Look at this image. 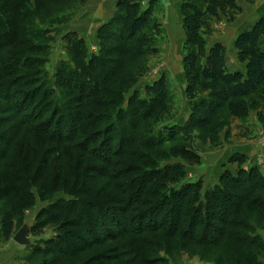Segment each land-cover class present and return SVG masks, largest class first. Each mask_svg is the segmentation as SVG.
<instances>
[{
    "label": "trees",
    "instance_id": "1",
    "mask_svg": "<svg viewBox=\"0 0 264 264\" xmlns=\"http://www.w3.org/2000/svg\"><path fill=\"white\" fill-rule=\"evenodd\" d=\"M43 1L45 0H35L31 7L29 0H0V49L9 47L5 51L8 56L0 54V64L5 59V70L12 75L16 74V80L9 81L12 86L17 83L26 89L20 91V95L15 99L16 102L23 101V109L17 112V115L27 112L30 106L36 107L30 108L31 111L24 115L26 117L20 119V126H24L26 129L23 131L29 135V138L23 140V144L28 143L29 147H33L32 155L27 159L24 157L23 162L37 160L34 152L40 150L36 142L41 145L48 140L72 143L79 134L86 137L74 144L75 149L80 148L107 165H120L117 159L112 163V158L131 153L133 146L157 154L159 152L156 149L171 141L175 142L173 152L189 159H197L191 149L194 131L206 127L214 115L225 106H229L233 113L244 116L248 107L246 99L256 96L259 102H264V13L251 27L236 36L234 47L238 61L245 63V70L231 71L225 63L226 48L223 43L217 41L208 46L206 35L210 31L211 19L226 14L233 19L234 15L241 12L238 0H181L184 34L182 48L185 51L182 65L186 80L184 95L190 103L188 117L182 124L161 125L176 114L173 105L168 103L171 96L167 94V81L161 76L145 87V93L150 98L131 96L128 104L119 108L118 117L121 121H126L134 134H125L123 128L120 129V125L114 120L86 135L77 126L83 119L82 115L72 116L64 112L61 114L59 92L56 90L61 81L55 77L51 82L45 72L33 68L35 63L43 62L35 53L47 49V40L50 38L46 36L49 29L39 28L29 21L28 13L33 11V8L38 9ZM115 5V14L97 30L98 50L87 60L84 53L86 45L82 37L75 31L62 37L69 47V52L80 59L78 64L69 65L70 72L65 76V82L71 89L78 91L81 99L98 96L109 86L114 65L108 58L112 55L107 52V48L112 47L115 40H125L121 50L131 59L141 61L136 68L138 76L143 75L147 69L144 59L159 52L155 40L145 32L152 20V5L144 11L139 10L136 0H117ZM111 103L112 101L106 100L105 104ZM49 106L53 108L46 114ZM105 117H95L87 126L101 123ZM257 118L264 128V111H260ZM141 119H149L145 129L139 127ZM220 126L221 124H218L211 130L212 139L217 137ZM115 138L118 140L116 145L113 143ZM0 139L7 141L5 136ZM23 148L15 149L14 155L8 156L3 165L5 197L17 198L21 194L17 184L30 182L29 167H19L17 162V159H20L18 154ZM4 152L5 148H0V161L5 155ZM140 158L142 161L139 165L124 161V169L110 173L113 181L121 179L122 182L117 185L109 184L107 188L111 189L112 185L114 192L111 191L105 196L103 194L101 198L83 199L82 195L91 190H77L76 186L79 181L81 185L85 176L80 172L75 173L74 178L78 183L70 187L69 195L72 198L59 199L41 213L47 215L52 222L64 214L66 217L74 216L75 219L67 218L61 222L54 237L45 242L48 246L43 252L50 251L60 258L74 259L92 247L90 242H94L96 234L99 239L107 242L126 235L137 239L143 233L156 232H163L167 236L180 232L185 239L195 241L199 245H216L223 236L241 246L263 245L262 242L256 243V236L232 234L216 225H228L229 218L233 214H240L245 203L264 214V173L257 167H240L235 174L226 170L214 188L200 193L199 182L184 181L186 172L181 163L170 162L161 165L155 159H142V156ZM243 160L244 156L238 153L231 154L229 158V162ZM58 172L64 174L66 181L72 180L66 172ZM98 172V175H103L100 170ZM34 176L33 172L31 182L37 181ZM57 176L58 179L61 178L60 175ZM49 181L46 177L44 186ZM40 189L42 190V186ZM52 209L57 212V216L50 213ZM240 217L241 220L232 224L233 228L248 230L246 219L242 215ZM213 221L215 223H212ZM15 226L11 210H5L0 218V239H9ZM66 226L71 227L70 230L68 228L61 232ZM201 226L197 232V228ZM49 244H52L53 248ZM135 246L132 247L133 251ZM138 252L136 249L135 254H139ZM97 256L99 257L95 259L96 263L93 259L92 263L104 264L112 260H116L112 264L141 263L138 262L137 255V258H132L134 260L127 261L119 260L121 256L116 255L111 258L110 254L106 256L104 253Z\"/></svg>",
    "mask_w": 264,
    "mask_h": 264
},
{
    "label": "rangeland",
    "instance_id": "2",
    "mask_svg": "<svg viewBox=\"0 0 264 264\" xmlns=\"http://www.w3.org/2000/svg\"><path fill=\"white\" fill-rule=\"evenodd\" d=\"M91 1L45 0L38 9L35 10L33 8V11L28 13L29 21L35 23L39 28L44 27L49 29L46 33V36L50 38L47 40L48 48L44 49L43 52L35 53L43 62L35 63L33 68L41 69L45 72L51 82L55 80V77L62 82L59 83V86H56V90L59 92L58 97L60 99L59 106L61 114L68 113L72 116L82 115L83 119L77 123V126L86 135H90L96 128L107 126L110 121L114 120L120 125V129L123 128L125 134H134L126 121H121L118 117L119 108L125 107L131 99V96H135L136 98L137 96L140 98H150L145 93V87L151 85L155 80L163 76L167 81V94L171 96L168 103L170 106L171 104L173 105L172 108L176 111V114L174 113L175 115L173 117L161 125L168 123L182 124L190 113V103L186 95H184L186 84L184 71L183 67L179 69L176 65V59L166 55V53H178V56L181 58L185 52L182 48L184 34L181 18V0H136L137 4H139L140 11L149 9L150 4L152 5L150 17L152 20L145 32L155 40L159 52L156 55H151L144 59L143 62H145L147 69L143 75L138 76L136 74V68L141 61L131 59L121 50L125 40H115L112 44L113 46L107 48V52H110L112 55L108 58L114 65V73L109 80V86L98 96L81 99L78 91L71 89L69 84L65 82V76H68L70 72L69 65L73 66L74 64H78L80 59L78 56H74L73 53L69 52V47H67L62 37L66 33L73 31L79 36V33L73 28L78 27L77 23L79 20L82 21L81 17L86 12L87 7H90L88 5ZM29 2L31 7L35 4V0H29ZM115 11L112 16L115 14ZM236 15H234L233 19H230L229 14L221 15L220 18L211 19L210 31L206 35L208 46L218 41L223 43L226 48V53L227 49H235V33L228 31L227 28L235 22ZM97 30L94 36H89L87 39L79 36L85 41L86 48L84 53L86 54V60L98 50L99 41L98 37H96ZM8 49L9 47L0 49V54L5 57L8 56L5 53ZM169 66L172 68V72L168 69ZM4 67L5 59L0 64V138L1 136L7 138V141L0 139V148H5V157L3 156L2 161H0V218L5 210H11L14 217V224L16 225L13 235L24 225L29 228L27 232L29 243L26 245L17 244L12 239L13 235L9 239L4 238L9 244L20 245L25 264H90L92 259L95 260L99 257L97 255H101L102 253L106 256L110 254V258L113 255L121 256L119 259L121 261H127L128 259L134 260L138 257V262H141L138 264H264V214L249 203L242 205L240 214H233L229 218L228 225H221L220 223L216 225L221 226L223 230L225 229L232 234L242 233L243 235L256 236V243L262 242V246H241L237 242L227 239L226 236H223L216 245H199L195 241L185 239L180 232L172 236H167L163 232H156L155 234L143 233L137 239L132 235H126L117 240L107 242L99 239L98 234H96L94 242H90L92 247H89L87 251H84V253H81L74 259H63L53 252L49 251L46 253L43 251L48 246L45 242L54 237L56 229H59L58 226L61 225V222L67 218H69L68 220H73L75 217H66L64 214L61 218L52 222L47 215L41 214L59 199L72 198L69 195L70 187L72 184L75 185L78 183V180L75 181L74 178L75 173L80 172L85 176L81 185V181H79L76 186L77 190L78 188H83L85 191L87 189L91 190L88 194L82 195L83 199L101 198V195L104 194L105 196L114 190L112 185H117L122 182L121 179L113 181L110 173L124 169V165H122L124 161L139 165L142 161L141 156L143 157L142 159L144 157L151 158L152 160L155 159L161 165L170 162L181 163L186 172L184 181L199 182L201 187L200 193L214 188L218 182L208 187H205L206 184L204 185L203 183V175L212 176V169L208 161L211 162L216 159L217 155L221 154L224 144L230 139V123L235 118L244 121L251 112L255 111L258 116L260 111H264V102H259L258 97L255 96L245 100L248 107L246 108L247 111L244 116L233 113L229 109V106H225L214 115L206 127L194 131L191 149L198 157L197 159H189V157L173 152L172 148L175 142L171 141L156 149L159 152L157 154H153V152L145 150L142 147L133 146L131 153L112 158V163L117 159L120 161V165H107L103 161H99L94 156H90L88 153L80 150V148L75 149L74 144L79 143L86 137L79 134L74 138L72 143L48 140L45 144L41 145V143L37 144L36 142V146L40 150V152H34L37 155V160L23 162L24 157L27 159L32 155L33 147H29L28 143L23 144V140L29 138V135L23 131L26 128L20 126V119L26 117L24 115L31 111L30 108L36 107L35 105L30 106L27 112H23L20 116L17 115V112L23 109V101L16 102L15 99L20 95V91H25L26 89L17 83L12 86L10 82L14 79L16 80L17 76L16 74L12 75L8 73ZM106 100H110L112 103L107 105L105 104ZM16 108L17 110H15ZM52 108L53 106H49L46 114L50 113ZM103 115L106 116L103 122L97 124L92 123L91 126H87L93 122L95 117ZM177 120H183V122L178 123ZM148 121L149 119H141L139 121V127L145 129L144 126ZM218 124H221V126L217 131V137L212 139L210 132ZM116 141L118 140L115 138L113 143H117ZM98 143L99 141L96 142V144ZM20 148H23V151L18 154L20 157V159H17L18 166L22 167L27 165L29 167L30 182L17 184V189L21 193L17 198L5 197L3 191L6 187V182L3 178V165L8 156L14 155L15 149L20 150ZM165 155L167 156L165 157ZM203 157H207L208 161L206 159L204 160ZM244 161L245 158L242 162L236 161L238 167L235 172L225 169L219 177L226 170L234 174L237 173L240 168L239 165ZM253 166L257 167V165ZM59 169L71 176L68 177L72 178V180L69 182L66 181L64 174L61 175L58 172L60 171ZM97 169L103 175H98L97 173L99 172ZM33 172L35 173L34 177H37V181L31 182V174ZM57 175H60L61 178L58 179ZM46 177L47 181L49 179L50 181L44 186ZM109 184H112L110 186L112 190L107 188ZM41 186L42 190L40 189ZM105 188L109 191L105 190ZM50 213H55V216L58 215L53 209ZM240 215L246 219V228L248 230H235L233 228L232 224L241 220ZM212 223L215 222L213 221ZM249 227L251 228L250 230ZM68 228L70 230L71 227L66 226L61 229V232H64ZM200 228L202 226L197 228V232L200 231ZM2 240L0 239V241ZM49 245L53 248L52 244ZM134 245H136L135 248L139 251V254H135L136 249L134 251L132 250ZM114 261L116 260H112L110 263L104 262V264H112ZM91 264L94 263L91 262Z\"/></svg>",
    "mask_w": 264,
    "mask_h": 264
},
{
    "label": "crops",
    "instance_id": "3",
    "mask_svg": "<svg viewBox=\"0 0 264 264\" xmlns=\"http://www.w3.org/2000/svg\"><path fill=\"white\" fill-rule=\"evenodd\" d=\"M116 1L92 0L88 5L90 7H87L86 12L81 17L82 21L79 20L78 27L73 29L85 39L94 36L96 29L114 13ZM254 1V3H248L244 0H238L241 12L236 15L235 22L227 28L228 31L235 33V36L241 33L242 30L251 27L264 13V0ZM166 55L176 59V65L179 69L183 67V57L180 58L178 53H166ZM225 63L231 71L243 72L245 70V63L238 61L236 49H227ZM168 69L172 72L170 66ZM179 69L178 71H180ZM177 122L182 123L183 120H177ZM230 124V139L224 144L221 154L217 155L216 159L211 162L207 160V157H203L211 166L208 165V167L212 169L211 177L203 175L205 187L216 184L223 170L236 171L238 163L236 161L228 163V158L233 153L241 154L245 158V161L239 167L247 169L257 165L258 169L264 173V128L262 123L258 121L257 113L255 111L251 112L244 121L235 118ZM21 253L20 245L9 244L4 238L0 241V264H25Z\"/></svg>",
    "mask_w": 264,
    "mask_h": 264
},
{
    "label": "water",
    "instance_id": "4",
    "mask_svg": "<svg viewBox=\"0 0 264 264\" xmlns=\"http://www.w3.org/2000/svg\"><path fill=\"white\" fill-rule=\"evenodd\" d=\"M29 228L24 225L18 229V231L12 236V239L20 245H26L29 243V239L27 238V232Z\"/></svg>",
    "mask_w": 264,
    "mask_h": 264
}]
</instances>
